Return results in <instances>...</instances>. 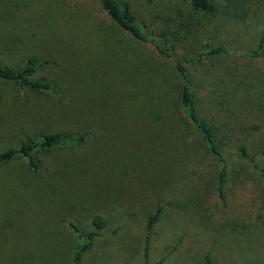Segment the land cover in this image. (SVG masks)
<instances>
[{"label": "trees", "instance_id": "1", "mask_svg": "<svg viewBox=\"0 0 264 264\" xmlns=\"http://www.w3.org/2000/svg\"><path fill=\"white\" fill-rule=\"evenodd\" d=\"M69 1V16L75 12L91 20L90 29L101 34L94 40L95 31L88 30L85 37L97 53L91 63L97 69L87 75L91 80L78 92L81 99L77 102L66 87L37 77L47 62L34 55L17 67L0 60V81L15 86L18 104L42 94L71 104L58 117L63 126L73 122L68 125L75 129L22 138L0 152V169L22 160L27 170L39 171L38 151L86 144L95 136L93 123L112 129L117 119L127 134L132 125V135L139 139L134 147L139 180L148 179L143 172L151 163L159 172L174 174L165 184L185 187L197 206L212 201L228 207V194L234 193L230 211L243 200L264 210V0ZM84 26L88 24L77 20V35L84 37ZM132 42L155 54L164 68L159 79L151 66L131 55ZM82 62L88 66L87 59L79 58ZM189 139L195 140L187 150L191 154L184 151ZM201 152L208 163L195 159ZM177 199H171L172 207ZM163 210L158 204L148 217V234ZM92 222L97 230L106 223L99 215ZM69 226L80 241L73 263L80 264L97 232L82 234Z\"/></svg>", "mask_w": 264, "mask_h": 264}, {"label": "rangeland", "instance_id": "2", "mask_svg": "<svg viewBox=\"0 0 264 264\" xmlns=\"http://www.w3.org/2000/svg\"><path fill=\"white\" fill-rule=\"evenodd\" d=\"M71 2L0 0V60L17 67L34 55L41 63L47 62L37 77L66 87L78 102L81 99L78 92L86 90L82 87L91 80L87 75L97 69L91 65L97 53L85 38L87 31H95L94 40H99L101 34L96 32L98 28L90 29L91 20L78 18L75 12L69 16ZM71 17L75 20L73 27ZM77 20L88 24L83 27L84 37L77 35ZM134 44L129 43L131 55L151 66L153 77L159 79L157 76L164 68L155 54ZM74 50L78 55L72 54ZM79 58L87 59L88 66L86 62L79 65ZM95 73L102 78L101 70ZM13 88L0 81V150L15 147L24 137L39 139L74 125L69 121L63 126L58 117L71 104L59 103L50 94L18 104ZM92 126L95 136L86 144L38 151L42 165L39 171L27 170L22 160L0 169V264H74L73 255L80 241L69 225L76 226L82 234L97 232L80 264H190L186 256L194 244L201 246L198 249L201 257L210 252L220 253L222 264H264L262 207L243 200L237 209L230 211L234 193L228 194V207L212 201L197 206L185 187L165 184L174 174L159 172L151 163L148 164L151 169L143 172L148 179L139 180L140 164L137 165L134 147L140 142L132 135L136 134L133 126L128 124L132 134H127L125 126L115 119L112 129L109 128L117 132L114 137L107 127L99 128L94 123ZM188 141L184 151L191 154L187 150L194 147L195 140ZM200 154L193 155L196 160L208 163L204 153ZM182 197L188 200L183 203ZM174 198L180 202L174 201L176 206L172 207ZM158 204L163 205L162 215L173 216L178 225L173 230L174 219L160 217L162 221L151 240V232H146L147 220ZM97 215L106 221L99 230L92 222ZM230 217L236 218L232 225L237 226L238 234L218 230L210 235L204 233V222L228 224ZM166 235L177 245L174 250L164 247L161 252L156 242ZM210 238L217 245L213 250H204ZM205 261L209 264L207 257Z\"/></svg>", "mask_w": 264, "mask_h": 264}, {"label": "crops", "instance_id": "3", "mask_svg": "<svg viewBox=\"0 0 264 264\" xmlns=\"http://www.w3.org/2000/svg\"><path fill=\"white\" fill-rule=\"evenodd\" d=\"M10 147H6V148H2L0 150L1 151H5L7 149H9ZM166 214L161 215L160 217L162 218V220L168 219L169 217L171 219H174V228L178 225V220H175L176 218H174L173 216H166ZM160 217L158 218V220L154 223V225L151 228V240H152V234H154L156 232V226L160 223V221H162L160 219ZM233 223H236V218L235 217H230L228 218V224H217L216 222H211V223H207L204 222L202 224V228L205 234L210 235L211 232H216V230H218L220 233H224V234H231L233 235V233L238 234L237 232V226L236 225H232ZM169 236H165V238L163 236H160L156 242L157 245V249H159L161 252L164 250V247L167 250L170 249H175V246L177 245V242L175 240H168ZM208 242V243H207ZM206 242V245L203 246L204 250H213L214 247L217 245V242L214 239H208V241ZM201 249V246L198 244H194L193 246H191V248H188L190 251H187V262H189L190 264H206V257L209 259V264H222V260H221V255L220 253H216V254H212L210 252V255L206 254L203 257L200 256L198 249ZM187 249V250H188ZM184 253V252H183ZM182 253V254H183ZM185 261V260H183ZM211 262V263H210Z\"/></svg>", "mask_w": 264, "mask_h": 264}]
</instances>
